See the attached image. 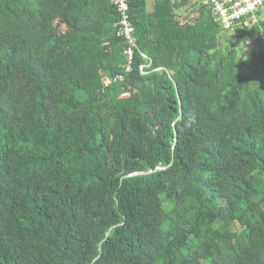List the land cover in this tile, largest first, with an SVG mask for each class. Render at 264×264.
Masks as SVG:
<instances>
[{
    "label": "trees",
    "instance_id": "trees-1",
    "mask_svg": "<svg viewBox=\"0 0 264 264\" xmlns=\"http://www.w3.org/2000/svg\"><path fill=\"white\" fill-rule=\"evenodd\" d=\"M113 1L0 0V264H264L261 13Z\"/></svg>",
    "mask_w": 264,
    "mask_h": 264
},
{
    "label": "built area",
    "instance_id": "built-area-1",
    "mask_svg": "<svg viewBox=\"0 0 264 264\" xmlns=\"http://www.w3.org/2000/svg\"><path fill=\"white\" fill-rule=\"evenodd\" d=\"M202 2V6H206L212 10L216 20H219L223 27L227 30H234L237 26L248 25L251 19L257 17V13L264 10V0H197ZM114 5L120 15L117 36L124 39L127 44V56L129 62L133 60L135 49L137 48L135 32L136 28L132 22L130 14V0H114ZM243 22V23H242ZM145 60L150 59L143 55ZM152 62L142 65L140 70L143 74L151 68Z\"/></svg>",
    "mask_w": 264,
    "mask_h": 264
},
{
    "label": "rangeland",
    "instance_id": "rangeland-1",
    "mask_svg": "<svg viewBox=\"0 0 264 264\" xmlns=\"http://www.w3.org/2000/svg\"><path fill=\"white\" fill-rule=\"evenodd\" d=\"M199 5L202 4V2L198 1ZM261 15H260V20H263L264 19V10L260 12ZM183 15H185L184 13H182ZM189 15L186 14V16ZM258 17L257 18H254V19H251V21L249 22V24L246 26V27H249V28H253L257 22H258ZM229 37H236L235 33H230V36ZM236 38L233 39V42H232V45H235V47L241 49L242 51H245L246 53H249L250 51H254L256 50V45L251 42V41H246L244 40L243 38L241 37H237V39L235 40Z\"/></svg>",
    "mask_w": 264,
    "mask_h": 264
}]
</instances>
